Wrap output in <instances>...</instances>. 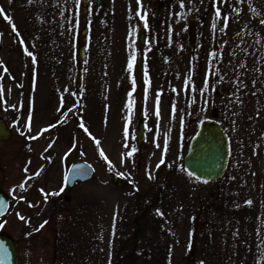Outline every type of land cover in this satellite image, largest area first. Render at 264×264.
Returning <instances> with one entry per match:
<instances>
[{
	"label": "rangeland",
	"instance_id": "374dc122",
	"mask_svg": "<svg viewBox=\"0 0 264 264\" xmlns=\"http://www.w3.org/2000/svg\"><path fill=\"white\" fill-rule=\"evenodd\" d=\"M0 8L11 20L0 21V118L12 131L0 141V193L10 202L0 235L14 241L18 264H264V0ZM207 119L231 148L213 182L184 167ZM77 162L96 173L69 189Z\"/></svg>",
	"mask_w": 264,
	"mask_h": 264
},
{
	"label": "water",
	"instance_id": "95a60500",
	"mask_svg": "<svg viewBox=\"0 0 264 264\" xmlns=\"http://www.w3.org/2000/svg\"><path fill=\"white\" fill-rule=\"evenodd\" d=\"M80 55H82V50ZM145 125L141 121L138 128V142L142 144ZM12 138V131L7 122L0 118V141L8 142ZM231 148L230 140L220 123L215 120H204L199 130L190 141L187 154L184 158V167L195 179L202 182H213L221 179L229 166ZM95 169L86 162H77L70 166L65 178L68 188H73L76 183L91 181L95 176ZM115 184L119 185L118 179ZM0 200L5 206L0 218L5 216L9 209V200L0 193ZM0 264H18L16 246L12 239L0 235Z\"/></svg>",
	"mask_w": 264,
	"mask_h": 264
},
{
	"label": "snow or ice",
	"instance_id": "6c2138e0",
	"mask_svg": "<svg viewBox=\"0 0 264 264\" xmlns=\"http://www.w3.org/2000/svg\"><path fill=\"white\" fill-rule=\"evenodd\" d=\"M137 3L139 4V0H137ZM183 6H184L183 3H181V7H183ZM215 14H216V17H217V18L220 17L221 13H220V9H219V8H216V13H215ZM0 15H4V12H3V9H2V8H0ZM136 15H137V16H140V12L138 11V12L136 13ZM145 17H146V14H145V16H141V19H145ZM4 18H5V19H8V20H9V23H11V20H10L7 16H5ZM226 20H227V18H225V21H226ZM261 23L264 24V20H262ZM147 27H148V25H147V22H146V19H145V28H147ZM12 30H13L14 32L16 31L14 25L12 26ZM130 34H131V33H130ZM27 54H28V55H31V53H27ZM212 55L215 56V53H212ZM134 61H135V55L133 54V55L130 57L129 62H128V65H127V70H128L129 72H131L132 69H133V63H134ZM33 62L35 63V58H34V57H33ZM5 71H7V69H5ZM145 75H147V74H145ZM145 83L148 84V80H147V79H146ZM132 85H133V91H134V90H135V80H134V79L132 80ZM185 85H186V86L188 85V81H187V80L185 81ZM146 91H147V89H146ZM173 91H175V89H173ZM132 94H133L132 91H130V92L128 93V97H129V104H128L129 112H131V107H132V103H133V101H132V99H131V98H132ZM159 103H160V93H157V96H156V111H155V115L157 116V118H159V116H160ZM174 111H175V106L173 105V112H174ZM30 119H31V117H29V125H28V130H29V131H31V127H30ZM181 123H183V121H181ZM80 127L83 128L84 125L81 124ZM47 130H48V129H44V131H47ZM85 131H87V129H85ZM124 135H125V137H127V135H128L127 125L125 126V132H124ZM32 138H33V139H36L37 137H32ZM96 143L99 144L100 142L97 140ZM164 144H165V152H166V151H167V144H168L167 139H165ZM125 147H127V144H125ZM135 151H136V149L133 148L132 151H130V152L127 153V155L130 157V156H132V154H133ZM100 154H101V156H104V153H103V152H101ZM105 159H107V158L105 157ZM163 163H164V160H163V158H162L161 161H160V164H163ZM160 164L157 165V168L160 167ZM25 171H27V169H25ZM37 175H39V173H37ZM189 175H191V173H189ZM150 178H151V177H150ZM20 187L22 188V187H23V184L20 185ZM41 191H43V190H41ZM57 194H58V193H48V194H45V199H47V196H48V195H57ZM248 203L250 204L251 201H248ZM4 206H5V202H4L3 200H0V214H2V210H3ZM30 206H32V205H30ZM20 219L23 220L24 217L21 216ZM45 223H47V221H45ZM43 227H44V225L41 224V225H40V228H43ZM37 230H39V229H37Z\"/></svg>",
	"mask_w": 264,
	"mask_h": 264
},
{
	"label": "flooded vegetation",
	"instance_id": "af4514ba",
	"mask_svg": "<svg viewBox=\"0 0 264 264\" xmlns=\"http://www.w3.org/2000/svg\"><path fill=\"white\" fill-rule=\"evenodd\" d=\"M4 20H5L4 15H0V21H1V22H4ZM144 42H145L144 35H141V37H140V43H141V44H144ZM141 118H142V114H141ZM141 118H140V122L142 121ZM140 122H139V123H140Z\"/></svg>",
	"mask_w": 264,
	"mask_h": 264
}]
</instances>
